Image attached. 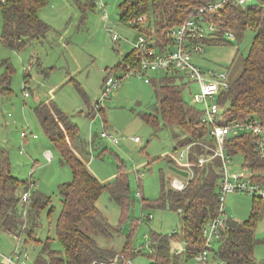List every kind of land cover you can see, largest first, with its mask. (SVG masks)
Returning <instances> with one entry per match:
<instances>
[{
    "label": "rangeland",
    "instance_id": "obj_1",
    "mask_svg": "<svg viewBox=\"0 0 264 264\" xmlns=\"http://www.w3.org/2000/svg\"><path fill=\"white\" fill-rule=\"evenodd\" d=\"M81 1H88L85 3L87 5L89 2L96 3V0ZM121 1L105 0L106 22L104 12L98 9V5L88 7L83 17L76 0H49L39 11L50 26L44 37L34 39L21 49L7 48L0 41V71L6 59L15 67L11 89L0 91V145L8 148L12 172L24 179H28L33 172L37 191L50 197V202L40 211V225L33 232L38 240L28 241V244L22 241V246L31 254L32 262L48 238L53 248L60 249L56 234V222L62 208L58 186L73 177L71 168L60 163L57 147L50 141L35 114L34 108L42 100L55 101L71 116L79 133L74 151L99 181L110 184L119 171L128 173L131 200L128 209L111 200L107 190L97 201V206L115 228L114 235H101L83 226L101 246L115 248L117 254L126 253L119 251L126 247L130 253L137 252L127 256L130 264H149L152 232L172 234L180 230L179 213L169 207H158L155 203L162 193L163 178L166 187L174 188L171 184L174 177L188 183L196 174L188 162L180 157V145L188 142L193 132L185 135L180 126L165 125L156 114L159 97L156 85L166 77V70L149 71L145 75L152 81L146 82L144 77L128 75L125 73L127 68L124 70L116 66L127 52L134 49L140 33L148 37L147 33L138 31L130 22L119 20L118 4ZM146 16L150 20L144 26L151 32L153 15L147 13ZM115 33L119 36L116 40L113 39ZM253 33L252 30L245 33L239 56L241 53L247 54ZM231 40L236 45L202 44L204 51L194 52L193 62L205 68L229 69L238 47L235 39ZM238 57L234 63V67L238 65L237 71L240 69ZM109 73L122 76L121 83L112 91L105 108L95 111L92 106L101 96L104 79ZM196 89V83L190 82V86L183 88V96L188 106L198 108L199 104L193 101ZM26 92L29 95H25ZM145 114L158 118L157 125L145 120L142 116ZM104 126L109 133L118 136V144L101 137ZM199 127L200 124L197 125ZM25 130L28 137L23 138L21 132ZM33 133L37 136L33 137ZM135 136H139L140 141L132 138ZM198 142L192 141L187 146L190 145L191 151L195 152ZM199 145L203 148L198 155L203 157V162L199 161L202 171L215 156L205 140H200ZM47 152L52 154L51 160L47 158ZM232 159L228 169L231 174L243 168L241 154L234 155ZM170 164L188 170L189 175L186 177L175 172ZM137 169L143 171L142 176L137 175ZM139 191L142 196H137ZM256 200L250 193H228L224 201L226 214L222 216L238 221L248 220ZM255 234L257 243L254 254L261 261L264 260V211L256 220ZM22 239L25 240L24 236ZM16 243V237L0 231V252L9 254ZM217 248L218 243H214V249ZM174 250L182 252V244H175ZM211 259L212 255L208 259L210 264L214 260ZM113 264H121V261ZM179 264L200 263L194 259Z\"/></svg>",
    "mask_w": 264,
    "mask_h": 264
},
{
    "label": "trees",
    "instance_id": "obj_2",
    "mask_svg": "<svg viewBox=\"0 0 264 264\" xmlns=\"http://www.w3.org/2000/svg\"><path fill=\"white\" fill-rule=\"evenodd\" d=\"M219 1L122 0L118 4V17L121 22H129L147 13L153 15L150 23L152 34L144 26L148 18L134 26L138 31L147 33L159 50L175 46L176 39L171 31L178 28L186 18L193 16L198 23L213 21L218 26L217 30L206 31L204 35H191L188 37L189 41L191 44L200 45H236L231 40L235 39L238 44L235 59L239 56L240 43L245 33L252 30L254 33L247 54L241 53L238 57L239 71L236 70L238 65L234 67L235 59L232 66L227 69L229 87L220 93L219 101L227 120L257 118L264 123V0H251L245 5L227 1L217 10H211L209 5ZM48 2L49 0H0L1 43L7 48L21 49L34 39L44 37L50 26L42 19L39 11ZM76 2L83 12L82 16L85 17L84 11L88 8L85 3L88 1ZM92 5L90 7H93ZM201 8H204L203 11ZM228 32L232 35L231 39L227 37ZM140 65L134 48L127 52L116 66L124 70L127 68V71ZM1 67L0 91L10 90L15 67L9 59L4 60ZM166 71V77L156 85V92L159 95L156 114L165 125L180 126L185 135L193 132L188 142L180 146L183 147L192 141L199 142L195 152L193 150L190 154L191 168L196 174L185 188L176 190L169 185L166 187L164 178L162 179V193L155 205L177 211L180 217V230L172 234L152 232L149 264H179L196 260V255L203 246V227L218 214L219 204L222 161L215 157L205 170L203 167L201 171L198 155L202 153L203 148L199 143L200 140L207 141L209 129L201 121V110L194 105L190 107L185 102L183 88L190 86V81L174 68ZM25 78H28V75H25ZM34 111L44 132L57 147L60 163L71 168L73 177L58 186L62 201L56 222L60 249L53 248L48 238L43 243L40 254L34 262L31 261V264H90L94 260L102 263L114 260L118 250L101 246L96 237L83 226L101 235L108 234L110 237L114 235L115 228L107 215L97 206V201L107 190L111 200L128 209L131 205L128 173L119 171L112 183L103 184L74 151V143L79 139V133L78 126L71 116L51 99L40 101ZM142 116L148 122L157 125L158 118L155 116L146 114ZM199 124L200 127L197 128ZM26 137L28 134L23 136ZM228 148L232 155L243 154L246 164L257 173L256 178L264 182V158H260L255 152L250 136L231 137ZM32 177L33 172L28 179L16 176L12 172L8 148L0 145V231H5L7 235L8 232H12L18 237L13 251L9 254L1 252L0 264H10L4 255L13 253L17 246L27 249L22 246V241L28 244V241L38 240L34 238L33 232L40 225V211L50 202V197L37 191ZM28 190L31 191L30 201L23 202L22 194ZM255 198L258 200L255 201L248 220L238 221L231 218L226 220L221 237L217 241L218 248L214 249L212 254L217 264H264V260H257L254 254L257 243L256 220L264 211V201ZM178 243L183 246L182 252L174 250L175 244ZM119 251H124L127 255L137 253L136 251L130 253L126 247Z\"/></svg>",
    "mask_w": 264,
    "mask_h": 264
},
{
    "label": "built area",
    "instance_id": "obj_3",
    "mask_svg": "<svg viewBox=\"0 0 264 264\" xmlns=\"http://www.w3.org/2000/svg\"><path fill=\"white\" fill-rule=\"evenodd\" d=\"M227 1L236 2L239 4H247L251 0H220L217 3L210 4L211 10L218 9ZM98 9L104 12V18L107 22L108 15L106 13L105 0H96ZM204 8L200 10L203 11ZM146 15L134 18L129 22L132 25L145 21ZM218 26L215 22L198 23L192 17L186 18L178 28L171 32L175 36V46L166 50H159L153 39L145 37L140 33L139 40L135 44L138 57L140 59V66L130 68L125 73L128 75H139L145 78L146 82H150L151 78L146 76L145 72L149 70H169L174 68L182 75L187 77L190 82L196 83L197 89L193 93V101L199 104L201 110V121L204 123L209 131L207 133V141H205L208 148L212 150L215 157L221 159V176L219 181V204L218 214L211 218L203 227V246L201 251L197 254L196 260L200 264H210L208 259L214 252V243H217L221 237L223 228L225 227L228 218L223 217L226 214L225 198L228 193L242 191L250 193L254 197L264 201V182L258 180L257 173L248 166L245 162L243 154L242 170L235 173H229L230 164L233 162V156L228 148V141L231 137L250 136L254 145V150L260 158H264V123L257 118H249L245 120L230 119L224 115V109L220 104V93L229 87V73L227 69L220 70V67H201L193 62V53L202 52L204 48L200 44H191L188 37L191 35H204L206 31H215ZM232 38L231 33H227ZM119 36L113 34V39H118ZM229 38V37H228ZM121 77L109 73L103 83L101 96L96 100L93 108L100 111L105 108L106 101L110 98L112 91L117 89L121 83ZM25 95H29L28 92ZM28 131H22V137L27 136ZM34 137L37 135L34 134ZM101 137L109 139L112 143L118 144L120 139L118 136L109 133L106 129L101 132ZM135 141H140L139 136L132 137ZM190 145L183 146L180 152L181 160H186L191 168ZM47 158H53L50 152L46 153ZM200 162H203V157H198ZM192 169V168H191ZM138 176L143 175L142 170L136 171ZM172 186L176 190H182L187 185L178 177L171 180ZM137 196H142L141 191ZM31 198V191H25L22 194V201L29 202ZM152 216L151 214L149 215ZM8 235L18 238L14 233L8 232ZM0 254H2L0 252ZM126 253H118L114 260L102 263L94 260L90 264H113L115 261H121V264H130V260ZM6 261L10 264H31V254L27 249L16 247L15 251L10 255H4ZM213 260V257L212 259ZM212 264H217L214 260Z\"/></svg>",
    "mask_w": 264,
    "mask_h": 264
},
{
    "label": "water",
    "instance_id": "obj_4",
    "mask_svg": "<svg viewBox=\"0 0 264 264\" xmlns=\"http://www.w3.org/2000/svg\"><path fill=\"white\" fill-rule=\"evenodd\" d=\"M170 168L172 170H174L175 172H177L179 174H182L183 176L187 177L189 175V171L188 170H184V169L178 168L177 166H174L172 164H170Z\"/></svg>",
    "mask_w": 264,
    "mask_h": 264
},
{
    "label": "crops",
    "instance_id": "obj_5",
    "mask_svg": "<svg viewBox=\"0 0 264 264\" xmlns=\"http://www.w3.org/2000/svg\"><path fill=\"white\" fill-rule=\"evenodd\" d=\"M90 5H92L91 3H89L88 5L86 4V6L90 7ZM93 6V5H92Z\"/></svg>",
    "mask_w": 264,
    "mask_h": 264
}]
</instances>
